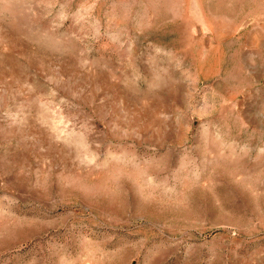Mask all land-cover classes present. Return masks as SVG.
I'll return each mask as SVG.
<instances>
[{"label": "rangeland", "instance_id": "rangeland-1", "mask_svg": "<svg viewBox=\"0 0 264 264\" xmlns=\"http://www.w3.org/2000/svg\"><path fill=\"white\" fill-rule=\"evenodd\" d=\"M0 264H264V0H0Z\"/></svg>", "mask_w": 264, "mask_h": 264}]
</instances>
